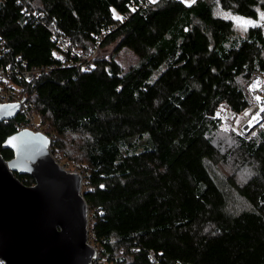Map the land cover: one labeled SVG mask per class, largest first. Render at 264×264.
<instances>
[{
	"label": "trees",
	"instance_id": "trees-1",
	"mask_svg": "<svg viewBox=\"0 0 264 264\" xmlns=\"http://www.w3.org/2000/svg\"><path fill=\"white\" fill-rule=\"evenodd\" d=\"M216 1L240 17L264 13V0ZM122 48L138 61L122 67ZM263 53V27L238 34L210 0H0V69L48 122L55 160L83 164L89 240L106 264H264V128L225 151L214 139L221 105L250 104ZM23 63L41 70L26 80ZM25 116L0 122L5 159ZM67 135L79 143L66 146ZM228 164L234 173L220 170Z\"/></svg>",
	"mask_w": 264,
	"mask_h": 264
},
{
	"label": "water",
	"instance_id": "water-1",
	"mask_svg": "<svg viewBox=\"0 0 264 264\" xmlns=\"http://www.w3.org/2000/svg\"><path fill=\"white\" fill-rule=\"evenodd\" d=\"M20 103H0V122L16 117ZM249 131L241 129L244 135ZM2 147L13 155L0 154V261L92 264L97 251L87 238L81 174L54 159L50 139L41 132L17 130ZM15 173L30 175L33 184H23Z\"/></svg>",
	"mask_w": 264,
	"mask_h": 264
},
{
	"label": "rangeland",
	"instance_id": "rangeland-1",
	"mask_svg": "<svg viewBox=\"0 0 264 264\" xmlns=\"http://www.w3.org/2000/svg\"><path fill=\"white\" fill-rule=\"evenodd\" d=\"M192 1H194V0H192ZM210 1L213 4L214 14L217 16H221V17H225L227 19H230L232 21L233 28H234L235 32H237L238 34H241V32H243L249 25H261L264 29V24L262 25V22L264 21V19H261V16H260V13H262V12H259V14L256 18L251 19L252 21H254V24L242 26V25L238 24L237 22H235L231 18L232 16H239V15H237L236 13H234L232 11L223 9L217 3L216 0H210ZM115 59L120 63V65L122 67H128L129 65L134 64L138 61V57L132 51H130L127 48H122V49L118 50L117 53H115ZM257 74H256L257 76H260L263 79L262 86H260V88L258 89V93L264 97V75L259 74V73H257ZM254 78H255V75L252 77L250 82H247V84H246V88L248 90V94H249V98H250V104L248 105V107L251 106L252 104L254 105V109H253L252 113L256 109L255 92L253 91V87H250V85H253ZM248 107H246V108H248ZM246 108H244V109H246ZM242 111L235 113V112L231 111L230 109H227L224 105H221L219 107L218 111L216 112V117L219 118L220 125H219V129L215 133L214 139H215V142L219 145L220 150L225 151L226 149L234 148L236 145L234 143V136L235 135L240 134V135H243L245 137H250L257 131V129L264 128V120H263L260 124L253 126V128H251V129L250 128L244 129L246 119L252 113L248 117L242 119L241 114H240ZM217 113H219V115H217ZM241 129L243 131H248V130H250V131L248 132L247 135H244L241 133ZM64 140H65V143L67 142L66 146L69 142H71L73 145H75V144L79 143L80 137L76 136V135H67ZM73 149L74 150L76 149L75 146L73 147ZM59 152L63 155V152H61V151H59ZM60 153H59V155H61ZM75 153L78 154V149ZM58 157H59L58 159L61 158L60 156H58ZM59 163L65 164L67 166V168H69L71 170H73L77 167L80 168V166L83 165L82 163H78V162L73 161L71 159L70 160L60 159ZM220 170H222L226 174H230V173H232V171L234 173L233 167L229 164L226 166H223V167L221 166ZM239 172H238V174L235 172L237 177L239 179H240V176L243 178L242 174H240ZM243 174H244V176L247 174L249 175V172H244ZM83 186H84V184H82V188H83ZM230 200L232 201L233 206H235V208H238L239 200L233 199V197ZM89 214H90V210H89ZM90 222H91V216H90ZM96 260H97V264H106L105 260L102 259L99 256V254H98Z\"/></svg>",
	"mask_w": 264,
	"mask_h": 264
},
{
	"label": "built area",
	"instance_id": "built-area-1",
	"mask_svg": "<svg viewBox=\"0 0 264 264\" xmlns=\"http://www.w3.org/2000/svg\"><path fill=\"white\" fill-rule=\"evenodd\" d=\"M147 3H148V0H142V4H147ZM57 39H58V43L60 44V46L64 50H68L69 45L67 41L61 40L59 38ZM94 52L95 50L91 52V55H93ZM43 69L48 70L49 67H43ZM9 70H10L9 67H6L5 71L3 69H0V103H9V102L20 103L21 102L19 112L22 110L24 113H26L25 118L27 119L17 126L18 130L27 128V129H31L33 132H41L45 134L51 140V136L48 133V122L42 121L40 120L38 116L34 115L33 113H30L28 111L29 101L27 98H25L22 95L21 89L15 84L10 85L9 80L7 79L8 74L10 73ZM40 70H41L40 67H35V66L28 67L26 66L25 63H23V65L20 68L16 67V71L19 73V75L26 80H29L30 78H32L35 74L39 73ZM61 166L67 171L79 172L76 168L73 170L67 168L65 164H61ZM90 226H91V222H90V214H89V208H88L87 209L88 231H89ZM87 238H88V242L90 243L89 232H88ZM97 256H98V252L96 253L95 258L92 260V264H97V260H96ZM0 264H3V262L0 261Z\"/></svg>",
	"mask_w": 264,
	"mask_h": 264
},
{
	"label": "bare ground",
	"instance_id": "bare-ground-1",
	"mask_svg": "<svg viewBox=\"0 0 264 264\" xmlns=\"http://www.w3.org/2000/svg\"><path fill=\"white\" fill-rule=\"evenodd\" d=\"M257 77H259V85L262 86L263 79L260 76H255L254 82H257ZM253 82V84H254ZM260 87H253V91L255 92V96H259L260 100L256 99V109L255 111L246 119L244 129H251L253 126L260 124L264 120V111H261V107L264 106V97L258 93V89ZM255 97V98H256ZM89 232V231H88ZM88 235V233H87Z\"/></svg>",
	"mask_w": 264,
	"mask_h": 264
},
{
	"label": "snow or ice",
	"instance_id": "snow-or-ice-1",
	"mask_svg": "<svg viewBox=\"0 0 264 264\" xmlns=\"http://www.w3.org/2000/svg\"><path fill=\"white\" fill-rule=\"evenodd\" d=\"M17 2L19 3L20 0H17ZM149 3L155 4L156 0H148ZM182 2L184 3H190L192 2V0H182ZM261 19H264V13H260ZM119 18V17H117ZM235 22H237L240 25H249V24H254V21H252L250 18H245V17H240V16H232L231 17ZM53 55H56L55 53H53ZM27 78V77H26ZM259 77H257V82H254L253 85H250V87H260L259 83ZM256 99L259 101L260 97L257 96ZM261 111H264V106L261 107ZM217 115H219V113H217ZM245 115H247V112H245Z\"/></svg>",
	"mask_w": 264,
	"mask_h": 264
}]
</instances>
